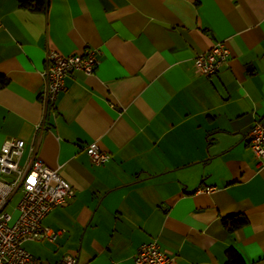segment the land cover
Here are the masks:
<instances>
[{
    "label": "crops",
    "instance_id": "obj_1",
    "mask_svg": "<svg viewBox=\"0 0 264 264\" xmlns=\"http://www.w3.org/2000/svg\"><path fill=\"white\" fill-rule=\"evenodd\" d=\"M215 41L226 64L195 74ZM87 47L93 72L66 75L44 112L45 51ZM0 74V146L23 139L19 165L39 159L73 189L42 219L63 231L22 243L41 264H134L151 239L172 264H222L227 246L264 264V165L246 137L264 117V0H47L41 12L0 0ZM91 141L109 154L101 164ZM235 214L246 222L228 232Z\"/></svg>",
    "mask_w": 264,
    "mask_h": 264
},
{
    "label": "built area",
    "instance_id": "obj_2",
    "mask_svg": "<svg viewBox=\"0 0 264 264\" xmlns=\"http://www.w3.org/2000/svg\"><path fill=\"white\" fill-rule=\"evenodd\" d=\"M229 48L223 41H215L205 51L198 52L192 59L195 74L211 77L226 64ZM42 76L43 88L40 100L44 112L55 104L58 92L63 88L64 78L71 71L92 73L98 63V51L85 48L80 53L60 55L47 49ZM36 130L43 125L38 123ZM247 146L252 155L264 165V117L254 121L247 133ZM24 147L23 139H7L0 146V264H41L40 259L26 250L24 241L54 240L63 229L53 230L42 223L44 216L55 206L73 195L72 186L63 179L57 169L47 167L41 160L19 165L18 159ZM30 151L33 147L29 148ZM92 164H101L109 154L99 148L95 141L84 146ZM213 187L200 188L212 191ZM15 192L19 193L12 218L5 209ZM134 264H172L175 255L159 246L155 239L143 241L136 247ZM76 256L64 254L58 264H75Z\"/></svg>",
    "mask_w": 264,
    "mask_h": 264
},
{
    "label": "trees",
    "instance_id": "obj_3",
    "mask_svg": "<svg viewBox=\"0 0 264 264\" xmlns=\"http://www.w3.org/2000/svg\"><path fill=\"white\" fill-rule=\"evenodd\" d=\"M19 7L26 8L33 12H41L45 9L47 0H16ZM7 78L0 74V86L6 84ZM223 224L226 226L228 232L246 222V218L242 214H235L224 218ZM224 260L222 264H245L243 258L238 251L232 247L227 246L224 249Z\"/></svg>",
    "mask_w": 264,
    "mask_h": 264
},
{
    "label": "rangeland",
    "instance_id": "obj_4",
    "mask_svg": "<svg viewBox=\"0 0 264 264\" xmlns=\"http://www.w3.org/2000/svg\"><path fill=\"white\" fill-rule=\"evenodd\" d=\"M18 196H19V193L13 194V196L11 197V199L9 201V206L14 204V202L16 201V199H17Z\"/></svg>",
    "mask_w": 264,
    "mask_h": 264
}]
</instances>
